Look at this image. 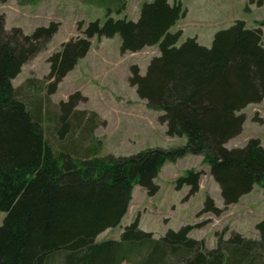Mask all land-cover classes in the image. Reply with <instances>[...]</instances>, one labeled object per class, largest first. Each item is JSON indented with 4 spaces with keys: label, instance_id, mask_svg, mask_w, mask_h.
Returning <instances> with one entry per match:
<instances>
[{
    "label": "trees",
    "instance_id": "obj_1",
    "mask_svg": "<svg viewBox=\"0 0 264 264\" xmlns=\"http://www.w3.org/2000/svg\"><path fill=\"white\" fill-rule=\"evenodd\" d=\"M184 14L179 1L168 0L143 2L135 21L115 19L108 12L102 23L95 19L82 28L79 22L82 35L62 42L47 58L50 94L87 54L93 37L118 34L122 53L158 47L159 54L150 59L144 74L135 64L129 67L128 83L150 109L160 111L158 121L165 124L166 135L185 141L119 158L97 157L94 143L79 144L89 123H81L83 112L70 113L78 93L55 107V142L48 143L39 102L30 111L11 79L52 37L58 23L25 34L19 27L6 29L0 15V211L5 214L0 225V264H264V218L255 225L258 238L236 231L225 237V228L215 232L213 248L188 235L198 223L154 237L139 228L138 217L118 239L96 241L105 229L119 224L135 184L155 194L154 178L160 167L187 154L201 155L225 207L255 184L264 193L260 140L250 138L242 147H225L242 129L244 115L239 112L264 97V21L249 28L237 20L217 31L206 47L195 37L178 44L182 32L171 28ZM58 130L66 132L63 139L56 136ZM64 144L70 150L63 149ZM50 145L60 148L54 151ZM201 174L188 169L177 178L179 185L188 187L187 196L198 191ZM199 211L219 215L222 209L206 195Z\"/></svg>",
    "mask_w": 264,
    "mask_h": 264
},
{
    "label": "rangeland",
    "instance_id": "obj_2",
    "mask_svg": "<svg viewBox=\"0 0 264 264\" xmlns=\"http://www.w3.org/2000/svg\"><path fill=\"white\" fill-rule=\"evenodd\" d=\"M150 0H6L0 2V15L4 16L5 28L19 27L30 34L38 26L58 23L57 31L43 46L21 66L11 79L17 96L30 111L39 102L41 126L48 143L55 142L53 114L55 107L67 101L69 95L78 93L80 98L71 114L82 113V122L89 123L86 137L79 144H93L97 157L129 156L154 147L170 148L184 143L185 137H170L165 124L158 121L160 111L150 109L146 101L138 97L135 87L128 83L129 67L137 65L140 74L153 56L159 54L156 45L138 51H120V37H93L87 54L57 83L53 93L46 92L48 56L60 48L70 37L82 35L77 29L91 20H105L106 14L115 19L137 20L143 2ZM181 3L185 14L171 28L180 29L178 44L188 37H195L203 46L211 45L214 34L241 20L246 27L256 28L264 21V0H168ZM239 113L244 115L240 133L225 143L228 149L242 147L250 138L260 140L264 146V97L259 103L246 105ZM83 126V125H82ZM82 126H80L82 128ZM80 130V129H78ZM81 132V131H80ZM78 138V133H73ZM58 130L56 136H65ZM55 151L57 146L50 145ZM71 146V145H70ZM60 147L57 148V151ZM69 147L65 144L63 149ZM90 157V156H89ZM92 157V156H91ZM75 158V157H74ZM200 170L199 190L187 196L188 187L179 185L177 178L186 170ZM154 182L155 194L149 195L135 184L127 211L118 225L101 232L96 241L118 239L125 226L138 217L139 228L160 237L169 229L195 224L189 236L203 239L206 247H215V232L226 228L225 237L236 231L247 238H258L255 225L264 218V193L258 184L239 200L223 205L218 184L209 174V167L201 155L187 154L176 161H165ZM206 195L213 199L219 215L199 213ZM0 211V225L4 218ZM125 264V263H123Z\"/></svg>",
    "mask_w": 264,
    "mask_h": 264
}]
</instances>
